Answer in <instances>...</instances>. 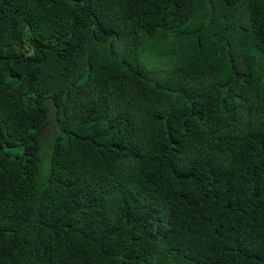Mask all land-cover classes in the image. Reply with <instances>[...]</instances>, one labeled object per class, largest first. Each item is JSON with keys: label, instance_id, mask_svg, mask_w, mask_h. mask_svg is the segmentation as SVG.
<instances>
[{"label": "trees", "instance_id": "trees-1", "mask_svg": "<svg viewBox=\"0 0 264 264\" xmlns=\"http://www.w3.org/2000/svg\"><path fill=\"white\" fill-rule=\"evenodd\" d=\"M0 264H264V0H0Z\"/></svg>", "mask_w": 264, "mask_h": 264}, {"label": "rangeland", "instance_id": "rangeland-1", "mask_svg": "<svg viewBox=\"0 0 264 264\" xmlns=\"http://www.w3.org/2000/svg\"><path fill=\"white\" fill-rule=\"evenodd\" d=\"M53 119H54V109L53 107L51 106V112H50V120H51V124H50V127H49V131L46 133L45 137H48L52 131V128L54 129V122H53Z\"/></svg>", "mask_w": 264, "mask_h": 264}]
</instances>
